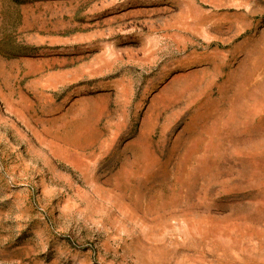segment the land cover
I'll return each instance as SVG.
<instances>
[{
  "label": "rangeland",
  "instance_id": "obj_1",
  "mask_svg": "<svg viewBox=\"0 0 264 264\" xmlns=\"http://www.w3.org/2000/svg\"><path fill=\"white\" fill-rule=\"evenodd\" d=\"M0 264H264V0H0Z\"/></svg>",
  "mask_w": 264,
  "mask_h": 264
}]
</instances>
